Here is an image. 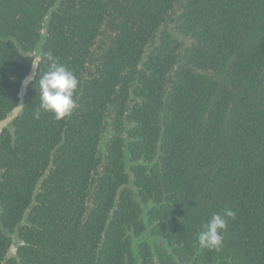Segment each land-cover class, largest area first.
I'll use <instances>...</instances> for the list:
<instances>
[{
  "label": "trees",
  "instance_id": "16d2710c",
  "mask_svg": "<svg viewBox=\"0 0 264 264\" xmlns=\"http://www.w3.org/2000/svg\"><path fill=\"white\" fill-rule=\"evenodd\" d=\"M42 57L79 81L60 120L34 116ZM24 80L0 264H264V0H0V120Z\"/></svg>",
  "mask_w": 264,
  "mask_h": 264
},
{
  "label": "clouds",
  "instance_id": "9594fccd",
  "mask_svg": "<svg viewBox=\"0 0 264 264\" xmlns=\"http://www.w3.org/2000/svg\"><path fill=\"white\" fill-rule=\"evenodd\" d=\"M40 59L47 63V70L43 72L38 81L39 106L36 108L34 116L38 119L43 111L53 113L57 120L63 119L70 115L76 107L73 97L79 81L63 64L50 57ZM31 79L29 77V80ZM234 216L235 212L230 209H225L223 213H214L198 233L199 246L218 250L223 240L222 231L227 227L226 217Z\"/></svg>",
  "mask_w": 264,
  "mask_h": 264
},
{
  "label": "water",
  "instance_id": "95a60500",
  "mask_svg": "<svg viewBox=\"0 0 264 264\" xmlns=\"http://www.w3.org/2000/svg\"><path fill=\"white\" fill-rule=\"evenodd\" d=\"M38 60V55L35 56L33 64H36ZM27 80H24L20 86V92L18 93V101L16 103V105L12 108L10 114L8 116H6L4 119L0 120V134L2 132V130L14 119L18 116V114L20 113V111L23 108V104H24V96L26 93V89H27ZM159 241L162 242V239L159 238ZM14 249V244L11 245L10 248V253L13 252Z\"/></svg>",
  "mask_w": 264,
  "mask_h": 264
},
{
  "label": "rangeland",
  "instance_id": "374dc122",
  "mask_svg": "<svg viewBox=\"0 0 264 264\" xmlns=\"http://www.w3.org/2000/svg\"><path fill=\"white\" fill-rule=\"evenodd\" d=\"M137 238H138V237H137ZM137 238L134 240V245H135V246H137L138 243L140 242V239H137Z\"/></svg>",
  "mask_w": 264,
  "mask_h": 264
},
{
  "label": "flooded vegetation",
  "instance_id": "af4514ba",
  "mask_svg": "<svg viewBox=\"0 0 264 264\" xmlns=\"http://www.w3.org/2000/svg\"><path fill=\"white\" fill-rule=\"evenodd\" d=\"M15 241H14V249L17 247V241H16V239H14ZM22 243V242H21ZM13 249V250H14ZM14 253V251L12 252V254Z\"/></svg>",
  "mask_w": 264,
  "mask_h": 264
}]
</instances>
